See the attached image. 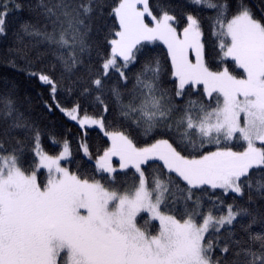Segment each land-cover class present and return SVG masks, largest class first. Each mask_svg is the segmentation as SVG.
I'll list each match as a JSON object with an SVG mask.
<instances>
[{"label": "snow or ice", "instance_id": "1", "mask_svg": "<svg viewBox=\"0 0 264 264\" xmlns=\"http://www.w3.org/2000/svg\"><path fill=\"white\" fill-rule=\"evenodd\" d=\"M0 64V264H264V0H0Z\"/></svg>", "mask_w": 264, "mask_h": 264}, {"label": "trees", "instance_id": "2", "mask_svg": "<svg viewBox=\"0 0 264 264\" xmlns=\"http://www.w3.org/2000/svg\"><path fill=\"white\" fill-rule=\"evenodd\" d=\"M163 48V46H160ZM15 86L18 95L23 98H30L34 109L39 110L41 108V98L37 95L40 91V86L37 83L30 81L26 74L22 71H17L14 68L7 67L0 64V93H3L7 89H11ZM58 125L62 126L66 121L62 119L60 114L54 118ZM72 129V134L79 138V133L84 130H79L78 126L74 125V122H66ZM62 130V128H61ZM88 140L96 148H102L105 146L106 138L103 137L102 133L98 129H87ZM73 152L75 154L76 142L73 140L72 143ZM45 148L50 154L54 153L56 148L53 145L45 144Z\"/></svg>", "mask_w": 264, "mask_h": 264}, {"label": "rangeland", "instance_id": "3", "mask_svg": "<svg viewBox=\"0 0 264 264\" xmlns=\"http://www.w3.org/2000/svg\"><path fill=\"white\" fill-rule=\"evenodd\" d=\"M114 163H117L116 159L114 158Z\"/></svg>", "mask_w": 264, "mask_h": 264}]
</instances>
